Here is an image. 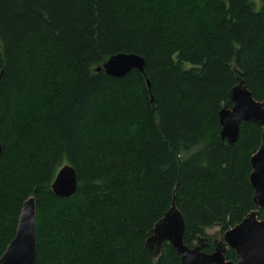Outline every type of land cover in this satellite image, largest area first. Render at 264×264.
<instances>
[{"label": "trees", "instance_id": "trees-1", "mask_svg": "<svg viewBox=\"0 0 264 264\" xmlns=\"http://www.w3.org/2000/svg\"><path fill=\"white\" fill-rule=\"evenodd\" d=\"M119 54L144 73L97 72ZM240 82L264 100V0H0V258L31 197L34 264H181L146 250L173 202L189 248L240 224L262 140L254 123L221 140ZM65 165L78 187L60 198Z\"/></svg>", "mask_w": 264, "mask_h": 264}, {"label": "water", "instance_id": "water-1", "mask_svg": "<svg viewBox=\"0 0 264 264\" xmlns=\"http://www.w3.org/2000/svg\"><path fill=\"white\" fill-rule=\"evenodd\" d=\"M145 61L135 54H119L111 57L97 72H104L114 78H124L132 70L144 73ZM231 108L224 107L219 113L220 136L229 145L236 143L243 123H254L262 128V140L258 151L251 158L250 184L254 189L255 211L240 224L223 234L216 242L211 254L203 251L202 244L189 248L184 244L185 221L172 203L170 210L155 226L146 242V250L158 256L164 243L170 244L181 258V264H264V220L259 212L264 210V100L258 102L243 82L228 94ZM3 147L0 143V156ZM78 187L76 172L70 165L63 166L57 173L51 188L60 198L73 196ZM236 253L235 261H227V250ZM36 257V206L35 199L29 198L23 206L15 238L0 258V264H34Z\"/></svg>", "mask_w": 264, "mask_h": 264}, {"label": "rangeland", "instance_id": "rangeland-1", "mask_svg": "<svg viewBox=\"0 0 264 264\" xmlns=\"http://www.w3.org/2000/svg\"><path fill=\"white\" fill-rule=\"evenodd\" d=\"M207 236L205 237V239H207V242H213L214 244H216V242H220L223 239V231L222 228L220 227H214L212 229L207 230ZM206 242V243H207ZM201 243H197L196 246L200 245Z\"/></svg>", "mask_w": 264, "mask_h": 264}]
</instances>
